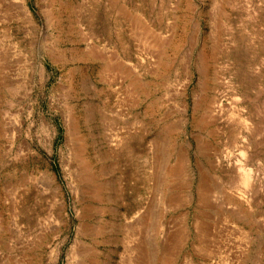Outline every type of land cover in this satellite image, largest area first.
<instances>
[{
    "label": "rangeland",
    "instance_id": "obj_1",
    "mask_svg": "<svg viewBox=\"0 0 264 264\" xmlns=\"http://www.w3.org/2000/svg\"><path fill=\"white\" fill-rule=\"evenodd\" d=\"M0 264H264V0H0Z\"/></svg>",
    "mask_w": 264,
    "mask_h": 264
},
{
    "label": "bare ground",
    "instance_id": "obj_2",
    "mask_svg": "<svg viewBox=\"0 0 264 264\" xmlns=\"http://www.w3.org/2000/svg\"><path fill=\"white\" fill-rule=\"evenodd\" d=\"M241 178L239 179L240 183L245 186V187H249L252 185V176L251 173L249 171H241Z\"/></svg>",
    "mask_w": 264,
    "mask_h": 264
}]
</instances>
